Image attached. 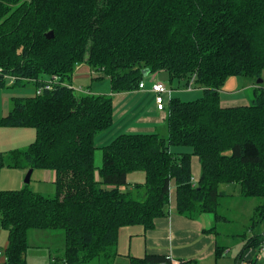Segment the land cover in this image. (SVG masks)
Here are the masks:
<instances>
[{
  "label": "trees",
  "instance_id": "16d2710c",
  "mask_svg": "<svg viewBox=\"0 0 264 264\" xmlns=\"http://www.w3.org/2000/svg\"><path fill=\"white\" fill-rule=\"evenodd\" d=\"M85 59L109 77L113 94L138 90L146 74L163 70L170 85L195 79L203 95L167 97L168 134L120 133L102 148L97 168L96 139L113 127L115 102L112 95L69 87ZM0 68V87L8 75L20 78L12 86L32 83L36 93L54 75L62 82L14 97L0 117V126L36 129L29 147L0 152V170L56 173L53 197L29 185L0 191V221L9 230L4 264H29L34 229L65 232L63 256L49 264L114 260L121 227L152 229L156 218L170 214L173 184L177 211L186 217L212 212L219 220L220 197L227 195L220 186L230 183L245 198H262L252 227L264 221V87L256 86L246 105L223 106L220 93L229 76H264V0H0ZM181 146L191 151L171 149ZM194 155L202 167L197 183ZM139 170L145 183L123 191L129 173ZM141 187L144 199L136 197ZM251 238L247 249L264 243ZM224 252L217 244V258ZM130 263L173 261L146 254L130 256Z\"/></svg>",
  "mask_w": 264,
  "mask_h": 264
},
{
  "label": "rangeland",
  "instance_id": "374dc122",
  "mask_svg": "<svg viewBox=\"0 0 264 264\" xmlns=\"http://www.w3.org/2000/svg\"><path fill=\"white\" fill-rule=\"evenodd\" d=\"M87 59V56H86ZM82 61V63L77 65L76 69L81 68H90L94 74H89V77L81 78L80 82L75 85L71 83V86L75 88H80L83 91L77 92H89L96 94H105L107 93L105 90L110 91L111 83L108 76L104 75L103 72H97L94 68L92 69L87 60ZM96 73H100L97 76H100V79H93ZM147 78V76H146ZM260 79V78H259ZM259 79H255L247 76H229L224 85L222 86V92L225 93L231 88L232 91H239L238 89L246 90L248 93V97L251 99L254 96V88L257 86L264 87V76L262 77V82H258ZM236 80V81H235ZM14 82L9 80L7 86L0 87V117H5L10 112L12 108V99L16 96H33L36 93L35 85L32 83H28L25 86H12ZM165 83V82H164ZM168 85V84H167ZM170 85V84H169ZM168 85V86H169ZM11 86V87H10ZM174 93V96H180V98L184 101H193L200 98L203 94L201 89L197 88L195 84V79H191L188 84L178 81V84H172L169 86ZM75 90V89H74ZM178 96V97H179ZM155 99V98H154ZM250 103V102H249ZM20 132V133H19ZM22 132V133H21ZM159 133L162 135H167V129L159 128ZM16 136H20L18 142L19 148L24 149L29 147L31 143H33L36 139V129L32 126L26 127H10V126H0V144L4 142L7 143V149L0 150L3 153H8L9 149L12 145V140L16 138ZM9 145V146H8ZM3 149V146H0ZM181 147H172V151H182L189 152V149H180ZM26 167H12L6 166L0 170V177L3 181H10L18 174V172H23V169ZM29 169H27L26 174L24 175V180L28 173ZM194 176V175H193ZM43 169H34L31 181L26 185H29L35 192H42L46 196L53 197L56 193V186L54 184H49L43 181ZM97 179H100V176L97 172ZM195 177V176H194ZM146 180V173L143 170L132 172L127 177V184L122 187V190L125 192H136L135 189L136 183L144 184ZM26 183V182H25ZM197 183V181H196ZM9 189L14 188L16 186H9L13 184H6ZM141 189V194L136 197L138 199H144L146 197V189L143 187ZM220 190L226 191L227 195L220 197V205L218 208V213L220 217L219 220H216L215 213H211L214 219L212 227L214 226L213 231H209L210 235L214 237L216 241V245L220 244L224 247V255L219 258L217 264H253V262H248L242 256V253L245 248L246 242H250L252 236H258V243L264 237V221L255 224L257 217V207L262 203V198L254 197V198H245L243 197L239 189L232 186L230 183L222 184L220 186ZM205 213V212H204ZM204 213H198L194 217L190 218H198L202 217ZM140 226V225H138ZM211 227V228H212ZM129 227L122 229L121 235L119 236L120 242L118 243V252L120 255L116 257L114 260H109L106 258H96L88 262L87 264H131L130 263V237H129ZM0 230H3V233L6 234L7 240H3V253L4 257L6 256V249L9 245V230L0 224ZM264 240V239H263ZM257 243H254L256 245ZM29 245L26 251V259L29 264H49V261L52 257L62 258L63 252L65 250V232L63 230H39L34 229L30 231L29 236ZM261 250V249H260ZM258 250V254L261 252ZM133 253V252H132ZM131 253V254H132ZM264 254V251L261 252ZM134 255V254H132ZM261 255V254H260ZM3 257V258H4ZM186 260H196V258L188 257ZM243 259V260H242ZM245 259V260H244ZM4 262L2 259L1 263ZM181 262V261H180ZM0 263V264H1ZM259 264H264V258H260L258 260ZM180 264V263H179Z\"/></svg>",
  "mask_w": 264,
  "mask_h": 264
},
{
  "label": "crops",
  "instance_id": "0c3cea01",
  "mask_svg": "<svg viewBox=\"0 0 264 264\" xmlns=\"http://www.w3.org/2000/svg\"><path fill=\"white\" fill-rule=\"evenodd\" d=\"M89 74H94V72H92L90 68L85 67L76 69L72 79V83L75 85V82H77L76 84H78L81 78L89 77ZM98 74L100 73H96L94 76H97ZM169 80V73L162 70L156 73L148 74L147 78L144 81L145 86L142 89L115 94L111 92V87L110 91L105 90L107 92L105 94L112 95L114 98L115 123L112 128L101 133L96 139L97 149L95 153V164L97 168L102 165V148L110 143L111 140L120 133H153L156 131L159 132V128H167V111L158 110L155 104L154 93L151 91V87L152 84L156 81H162L169 85ZM174 83L178 84V81L172 82V84ZM169 89L173 90L170 87ZM238 90L239 91H232L231 88H229V90L225 93H221V90L220 93L222 105L238 106L249 104L250 99L246 90ZM172 96H174V93H172L171 91L167 97L168 99H170ZM19 137L20 136H16V138L11 141L12 145L9 151L20 149L19 144L21 143L18 142ZM0 146H3V149L0 148V150L9 148L7 147L6 142L0 144ZM180 149L189 148H177V150ZM201 168L202 167L199 157L194 155L192 157V172L195 176H193L195 182H198L200 179L202 172ZM27 169L30 168L26 167L25 169H23V172H18V174H16V176L10 181V183L8 182V180L3 181L0 177V191L23 188L27 184L23 179ZM43 174L44 182L55 185L56 173L53 170L43 169ZM6 184H13L9 186L16 187L9 189V187H7L8 185ZM231 185L238 188L240 192V187L238 185ZM176 206V188L175 184H173V187L171 189L170 214L165 217L156 218L154 228L146 230L144 226L140 224L121 227L119 236L121 235L122 229L126 227H129L128 229H130V233L128 234L130 237L129 255L136 257H143L146 254L165 255L171 258L173 264H186L184 262H189L187 264H217L219 258H217L216 255V241L208 231L211 229L214 222L213 216L211 214L212 212H205L202 217L199 216L198 218L194 219L180 214L177 211ZM3 240H7V236L3 233V230H0V250H3ZM258 250L262 252L263 249L259 246H251L250 248L244 250L241 257H244L248 262L251 263L256 259L257 261L260 258L263 259L264 254H262L261 252L258 254ZM131 253L134 255H132ZM188 257L196 258V260H186L185 258ZM3 259L5 262L6 256ZM4 262H2L1 264H4Z\"/></svg>",
  "mask_w": 264,
  "mask_h": 264
},
{
  "label": "built area",
  "instance_id": "2783aa9c",
  "mask_svg": "<svg viewBox=\"0 0 264 264\" xmlns=\"http://www.w3.org/2000/svg\"><path fill=\"white\" fill-rule=\"evenodd\" d=\"M0 71H1V68H0ZM7 79L10 80L11 82H14L18 79H20L19 77L17 76H13V75H8L7 76ZM53 83H62L60 81V78L59 76L57 75H54L52 76L51 78H49L48 80H46V84L44 87H41L37 90V93L40 94L42 93L43 89H49L51 90L52 89V86H53ZM145 86V83L142 82L140 84V89L144 88ZM70 88H73L75 89L76 91H83L82 89L80 88H75L71 85H69ZM151 91L154 93V97H155V104L158 108V110H165L166 109V106H167V94H169L171 92V90L169 89V87L167 86L166 83L162 82V81H156L152 84V87H151ZM1 224V222H0ZM262 249L264 250V243L261 245ZM4 257V253L2 250H0V263L2 261Z\"/></svg>",
  "mask_w": 264,
  "mask_h": 264
},
{
  "label": "water",
  "instance_id": "95a60500",
  "mask_svg": "<svg viewBox=\"0 0 264 264\" xmlns=\"http://www.w3.org/2000/svg\"><path fill=\"white\" fill-rule=\"evenodd\" d=\"M46 36L48 37V38H53L54 37V31L53 30H51V31H49L48 33H46ZM148 74H146V76H147ZM258 82H262V78H260L259 80H258ZM33 169L34 168H30L29 169V171H28V173H27V175H26V178H25V182L26 183H29L30 181H31V176H32V173H33Z\"/></svg>",
  "mask_w": 264,
  "mask_h": 264
}]
</instances>
